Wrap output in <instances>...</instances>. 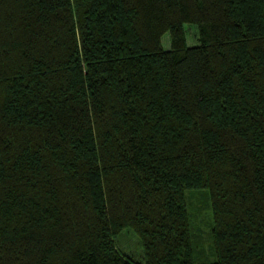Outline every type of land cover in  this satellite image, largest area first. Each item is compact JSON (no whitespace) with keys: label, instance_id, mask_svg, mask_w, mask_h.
<instances>
[{"label":"trees","instance_id":"16d2710c","mask_svg":"<svg viewBox=\"0 0 264 264\" xmlns=\"http://www.w3.org/2000/svg\"><path fill=\"white\" fill-rule=\"evenodd\" d=\"M0 264H264V0H0Z\"/></svg>","mask_w":264,"mask_h":264},{"label":"rangeland","instance_id":"374dc122","mask_svg":"<svg viewBox=\"0 0 264 264\" xmlns=\"http://www.w3.org/2000/svg\"><path fill=\"white\" fill-rule=\"evenodd\" d=\"M185 39L188 46L197 44L198 30L194 24H184ZM161 44L164 49L169 48V35L165 33L161 37ZM208 192L205 189L188 190L186 195L188 196V209L190 214L194 217L192 223L194 226V232L196 235L195 246L196 250L210 251V241L207 239L211 212L208 209L209 200ZM115 244L120 251L129 256H132L135 260H141L143 255L142 246L138 236L130 229L125 228L115 237ZM211 259V257H210ZM199 261L198 258H196Z\"/></svg>","mask_w":264,"mask_h":264}]
</instances>
